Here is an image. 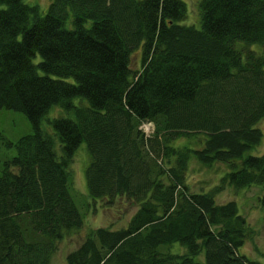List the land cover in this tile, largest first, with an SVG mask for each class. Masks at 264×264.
Segmentation results:
<instances>
[{
    "label": "trees",
    "instance_id": "obj_1",
    "mask_svg": "<svg viewBox=\"0 0 264 264\" xmlns=\"http://www.w3.org/2000/svg\"><path fill=\"white\" fill-rule=\"evenodd\" d=\"M198 4L196 26L181 22L184 0H49L43 13L0 0V108L32 126L3 141L15 153L0 162V264H49L82 226L70 186L83 141L90 197L137 208L124 225L88 229L68 264H263L240 252L247 218L217 195L264 184V153L252 152L263 136L264 0ZM52 105L66 115L48 118L50 133L41 120ZM144 121L154 124L148 135ZM184 137L198 144L174 143ZM192 156L227 170L193 190ZM173 242L186 252L161 249Z\"/></svg>",
    "mask_w": 264,
    "mask_h": 264
},
{
    "label": "rangeland",
    "instance_id": "obj_2",
    "mask_svg": "<svg viewBox=\"0 0 264 264\" xmlns=\"http://www.w3.org/2000/svg\"><path fill=\"white\" fill-rule=\"evenodd\" d=\"M30 4H38L41 13L45 12L49 0H24ZM186 2L187 13L181 22L186 24L200 25V11L199 0H184ZM245 42L241 40L236 41L237 47H242ZM249 48L258 52H262V45L258 42L249 44ZM36 56L34 59L37 60ZM141 52L134 50L131 53V66L137 68L140 65ZM73 79V77H69ZM76 98L75 102H78ZM86 102V100H84ZM66 115V112L57 105H52L48 112L41 120V127L50 133H53L51 119L56 115ZM153 124V123H152ZM257 125L262 130L263 136L261 143L256 146L252 152L256 154L264 153V116L257 122ZM145 129L154 128L153 125L144 126ZM143 129V127H142ZM32 130L31 123L25 113L12 109L0 108V162L7 156L15 153L14 146L6 147L4 139L16 140L20 135L30 132ZM196 137L190 138H177L174 143H188L197 145ZM56 146L59 148V140H56ZM89 161V153L86 143L81 142L76 148L72 158L73 180L71 182L70 190L72 196L78 205L80 211L84 216V223L79 229L73 230L66 234L57 243V249L54 252L49 264H68L66 255L69 251L75 249L82 239L85 237L88 229L99 225L111 226L113 228L124 225L130 215L137 208L134 203H115L114 205L107 206L103 200L96 198L93 200L88 194L85 168ZM226 166L220 162H215L211 166H205L199 163L194 156L191 157L189 169L187 173V182L193 190L207 189L216 183L220 175L224 172ZM264 192V184H251L249 186L234 188L232 185L226 186L217 195L219 202L234 199L238 205L239 212L246 216L250 236L245 243L240 247V252L245 253L247 256L256 258L264 264V201L262 194ZM161 249L170 250L176 253L186 252V247L179 242H173L171 245H162ZM198 259H203V252L196 256Z\"/></svg>",
    "mask_w": 264,
    "mask_h": 264
},
{
    "label": "bare ground",
    "instance_id": "obj_3",
    "mask_svg": "<svg viewBox=\"0 0 264 264\" xmlns=\"http://www.w3.org/2000/svg\"><path fill=\"white\" fill-rule=\"evenodd\" d=\"M227 170V169H226Z\"/></svg>",
    "mask_w": 264,
    "mask_h": 264
}]
</instances>
